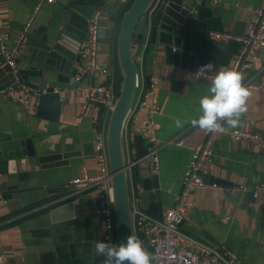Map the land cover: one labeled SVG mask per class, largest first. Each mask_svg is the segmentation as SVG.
Returning a JSON list of instances; mask_svg holds the SVG:
<instances>
[{"label": "crops", "instance_id": "0c3cea01", "mask_svg": "<svg viewBox=\"0 0 264 264\" xmlns=\"http://www.w3.org/2000/svg\"><path fill=\"white\" fill-rule=\"evenodd\" d=\"M159 1L154 0L140 17L131 44V58H142L136 69L138 81L145 84L150 78L153 83L150 102L157 109L152 130L155 168L151 160L148 163L144 159L148 154L141 131L144 110L121 131L129 198L153 217H160L173 204L190 157L191 150L176 145V141L182 139L191 146L203 140L202 130L193 127L190 120L201 114L199 101L209 94L210 82L193 78L192 72L208 63L214 65L211 73L215 74L220 68H230L231 42L214 39L210 33L242 34L249 26L253 8L262 3L169 0L191 9L195 23L193 27L171 28L164 16L158 19L155 15ZM36 2L0 0V32L5 47L17 36ZM131 2L43 1L34 16L16 63L19 69L34 67L40 71L39 77L28 76L27 81L56 89L59 108L56 116L50 117V105H43V116H39V95L28 94L24 108L0 93L2 264H38L28 261L36 253L46 254L42 264H101L94 245L102 234L101 219L95 214L102 194L96 187L80 190L69 180L97 172L92 140L104 114L81 108V93L73 76L85 65L80 50L87 18L98 11L101 34L96 47V75L90 81H110L119 91L116 37L121 17ZM55 23L66 35L60 43L53 36L49 40L46 37V30ZM249 74L254 82L264 85V46L257 48ZM9 82L8 69L0 56V88ZM252 93L248 111L235 129L264 137V92ZM176 119L183 122L182 128L175 126ZM25 141L32 151L29 156V149L22 145ZM262 186L264 147L217 133L202 186L190 192L189 210L178 230L202 244L225 246L244 264H264V192L251 196Z\"/></svg>", "mask_w": 264, "mask_h": 264}, {"label": "built area", "instance_id": "2783aa9c", "mask_svg": "<svg viewBox=\"0 0 264 264\" xmlns=\"http://www.w3.org/2000/svg\"><path fill=\"white\" fill-rule=\"evenodd\" d=\"M43 1L49 3L52 0H37L25 22L22 24L19 33L13 38L8 47L4 46V35L0 32V56L10 76V82L0 88V93L6 95L24 108L27 107L28 94L39 95L45 92V87H42L40 90L29 89L24 84L16 63L19 51L25 41L34 16ZM194 1L197 2L199 0ZM188 11L191 12V9H188ZM86 24L85 45L80 50V55L85 59V65L79 67L73 76V80L76 88L81 93V108L84 111L95 109L101 112L104 114V120L97 123L92 140L97 172L92 176L82 175L81 177H73L69 180V183L80 190L90 187H96L99 190L102 197L98 208L95 210V214L99 215L101 219V240L115 243L105 134L107 120L117 98V93L110 81L99 83L90 81L91 77L96 75V47L97 40L101 34L98 11H93L89 15ZM210 36L225 43L235 42L237 44L236 50L231 56L229 69L241 72L244 77L243 84L248 86L251 91L260 90L264 92V85L257 84L253 81L252 75H248L252 63L256 58L257 48L264 46V0H262L259 6L253 8L252 17L245 32L239 35L229 32H211ZM132 60L137 69L142 62L141 55L134 56ZM195 73L196 71L192 72L193 78H201L195 75ZM213 76H215V73H209V79H202L210 82V78ZM83 77H87L88 79L84 82L82 81ZM15 88L18 89L17 93L14 90ZM56 91V89H53V92ZM152 91V80L149 78L145 84L140 83L136 71L134 92L123 121L122 129L126 127L127 123L136 120L140 110H144L145 113L141 120V131L148 144L147 150L151 157V163L153 168H155L157 158L153 156L155 141L152 130L153 115L157 109L150 102ZM202 132L203 140L194 145L186 146L182 139L176 141V145L188 147L191 153L182 171L181 186L179 191L174 195L173 204L166 208L160 217H153L144 213L138 207L137 202L129 198L131 234L137 236L143 242L145 249L151 253L152 264H244L225 246L219 245L214 247L202 244L178 230L180 222L186 219L187 211L189 210L190 192L202 186V175L210 163L214 136L219 133H207L204 130ZM226 134L234 140H241L264 147V137L256 132L228 129ZM127 138L129 139L130 137ZM259 191L264 192V186L253 190L251 196L256 197ZM102 259L103 257H101ZM0 264H2L1 260Z\"/></svg>", "mask_w": 264, "mask_h": 264}, {"label": "water", "instance_id": "95a60500", "mask_svg": "<svg viewBox=\"0 0 264 264\" xmlns=\"http://www.w3.org/2000/svg\"><path fill=\"white\" fill-rule=\"evenodd\" d=\"M154 0H132L129 7L124 11L116 37V56L119 68L121 70V82L118 96L114 102L113 108L110 111L105 134V147L108 160V169L110 174L111 200L113 208V222L115 230V243L126 242L127 237L131 234L130 216H129V195L127 190L126 169L127 163L124 162L121 151V131L124 118L131 103L134 92L136 67L131 58V44L136 25L143 13L150 7ZM155 15L165 17L171 28H181L184 25L195 26L191 18V12L187 8L181 7L180 4L173 3L169 0H160L156 6ZM159 19V18H158ZM56 38V42L60 43L65 37V32L60 28L59 24L55 23L46 30V37L49 40L51 37ZM85 45L83 41L82 47ZM81 47V48H82ZM78 58V56H77ZM21 78L25 85L31 90H40L42 85L38 83H30L27 77H39L40 71L34 67L27 69H18ZM58 93L53 92V87H45V92L38 96V107L36 114L43 116V105L49 104L47 114L50 117H55L59 108ZM45 116V115H44ZM29 150H26V155L32 154L29 142H22ZM23 154V150H21ZM148 153L144 158L150 161ZM149 171V168L147 169ZM204 174L202 175V179ZM180 225V224H179ZM34 249H30L33 253ZM35 255V257H34ZM46 254L36 253L28 257V261L42 264Z\"/></svg>", "mask_w": 264, "mask_h": 264}, {"label": "clouds", "instance_id": "9594fccd", "mask_svg": "<svg viewBox=\"0 0 264 264\" xmlns=\"http://www.w3.org/2000/svg\"><path fill=\"white\" fill-rule=\"evenodd\" d=\"M213 67L212 63L200 66L195 75L209 79ZM243 79L239 71L220 68L210 78L209 94L199 101L201 114L191 119L190 124L207 133H226L228 129L239 127L241 116L248 111V100L253 95L243 84ZM175 126L182 128L183 122L176 119ZM94 248L96 254L103 257L101 264H152L151 253L132 234L126 242L116 244L101 240L95 243Z\"/></svg>", "mask_w": 264, "mask_h": 264}, {"label": "trees", "instance_id": "16d2710c", "mask_svg": "<svg viewBox=\"0 0 264 264\" xmlns=\"http://www.w3.org/2000/svg\"><path fill=\"white\" fill-rule=\"evenodd\" d=\"M229 46L231 48V51H230V55H231L235 52L237 44L235 42H231V44H229ZM118 92L119 91L116 90L117 96H118Z\"/></svg>", "mask_w": 264, "mask_h": 264}]
</instances>
